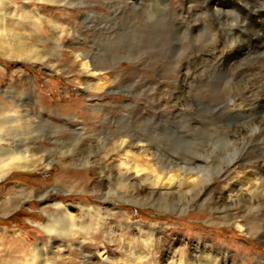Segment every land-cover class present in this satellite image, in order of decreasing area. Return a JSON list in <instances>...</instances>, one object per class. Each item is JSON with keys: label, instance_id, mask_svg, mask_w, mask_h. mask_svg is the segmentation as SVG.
Wrapping results in <instances>:
<instances>
[{"label": "rangeland", "instance_id": "rangeland-1", "mask_svg": "<svg viewBox=\"0 0 264 264\" xmlns=\"http://www.w3.org/2000/svg\"><path fill=\"white\" fill-rule=\"evenodd\" d=\"M149 1L153 0H135L134 4L132 0H15L18 9L12 10L15 18L10 21V35L0 42L2 49L4 42L11 45L8 55L0 52V109L13 105L12 99L22 104L25 118L16 119L15 126L22 124L23 129L17 134L22 132L23 137L34 127L36 131L26 135L30 140L16 136L39 159L44 155L45 163L37 159L34 169L13 170L0 181V264H26L32 246L39 243L46 246L50 264H80L84 257L85 264H140L139 257L148 252L153 261L142 264H168L176 262L172 257L181 250L189 257L199 247L215 257L213 264H264V231L250 236L222 218L247 215L264 224L263 202L238 198L240 201L231 205L226 193L229 185L240 177L244 179L256 159H264V135L250 132L251 125L258 124L264 113L256 109L249 116L224 114L229 109L243 110L245 101L254 100L252 89L257 93H264V89H257L251 82L238 87L239 91H230L232 81L227 74L207 71L197 75L198 81L209 80L207 85L179 86L177 72L182 64L199 54L207 37L213 38L207 30L190 36L171 26L169 38L161 46L153 38L147 49L143 44L129 48L134 41L124 33H130V26L137 23L132 13L141 14ZM196 1L186 5L184 0H159L161 6L144 24H173L185 6H193ZM253 7L239 2L225 10L233 13L229 21L242 24L239 34L245 27H259L261 18L254 12L259 9ZM34 12L43 19L39 26L31 19ZM196 13L203 18L201 10ZM224 35L219 38L226 39L225 43L233 38L231 33ZM263 35L264 31L260 33ZM18 47L29 51L20 52L22 48ZM115 48H120L119 53L113 51ZM82 53L89 56L86 70L76 58ZM218 102L222 108L218 109ZM121 117L125 122L118 121ZM145 118L165 119L166 130L134 127ZM121 125L124 129L133 125L132 135L144 133L150 137L147 133H151L152 138L157 137L159 150L168 153V163L188 168L189 157L206 161L211 184L208 193L199 200L200 189L184 190L185 194L170 198L174 202L167 205L154 194L147 203L146 195L140 194L138 198L144 201L140 205L117 195L109 197L111 202L104 201L109 188L116 192L114 181L107 187V178L117 172L118 154L112 138ZM184 126L199 132L191 129L192 135L183 139ZM227 133L238 134L242 140L234 135L230 141ZM20 138H14L15 144H20ZM60 151L66 153L60 155ZM106 155L112 159L107 160ZM50 160L53 163L47 167ZM86 160L92 164H85ZM232 161L245 164L239 163L229 177H223L222 171L229 169ZM77 174L84 178L73 184L68 177ZM58 203L76 216H80L82 207L101 209L104 225L95 217L91 233L73 234L64 241L56 238L54 244L39 225L46 222V212L61 213L55 209ZM151 224L159 227L152 229ZM79 246L84 249L79 251Z\"/></svg>", "mask_w": 264, "mask_h": 264}, {"label": "bare ground", "instance_id": "bare-ground-1", "mask_svg": "<svg viewBox=\"0 0 264 264\" xmlns=\"http://www.w3.org/2000/svg\"><path fill=\"white\" fill-rule=\"evenodd\" d=\"M134 1L135 0H132V3ZM184 1L186 5L192 3V0H184ZM239 2L245 3L247 6L248 5L254 6L253 8L259 9V11H254V12L259 18L262 19L259 20L258 26L260 28L257 27V25L252 26V28L250 26L245 27L244 31L247 32L244 35H243L244 31L242 32V34H239L238 31H240L239 29H241L242 24L239 23V25L237 26L238 23H236V20H234L233 22L229 21L230 20L229 15L233 13H231L232 11L225 12V10H229L230 8L233 9L235 5H239ZM159 6H161L159 0H153L152 3L151 1H149V5L147 7L141 8L143 10L141 14H138V11L136 10L135 11L137 14L134 12L132 13L134 14L133 18L137 19V23H135L133 26L132 25L130 26V33H126V34L124 33V35H130L129 36L130 40L132 39L134 41L133 45L128 46L129 48L131 49H133L134 47L140 48L143 44L144 49H147L151 46L150 43L153 41V38H157V43H160L161 46L162 42L168 40L169 30L171 26H176L178 28V32L180 33L186 31V34L190 36H193L198 32L200 33L201 31L202 33L200 34H203L204 33L203 30H207L209 31L208 33H210V35L213 36L214 39L212 38L209 40L207 37V40H205L204 42L202 41L203 43L201 45L199 54L197 55L194 54L193 57L187 59L182 64L181 69H179L177 72V79H180L179 86L182 87L192 86L194 83L195 85L196 84H203V86L207 85L209 83V80H203V78H201V80L203 81H198L199 77L197 78V75L203 73L204 71L205 72L207 71L214 74H221V73L227 74V76L232 81L231 85L228 84L230 86L229 87L230 91H239L238 87L240 88L243 84L251 83V82H253L255 87H257V89H264V35L263 38L260 36V33L264 31V0H197L195 5L185 6L183 14L180 15L181 17L179 19L176 16L177 20L173 21V24L161 23L160 25H158L161 27H159L160 28L159 33H156V30L159 29L157 28L158 26H153L148 23L144 24V22L146 21V18L148 20V18L150 17L152 18V16L155 15V12L156 10H158ZM224 6L226 8L222 10ZM15 8L18 9L15 0H0V42L4 40H8L7 37L10 35L9 33L11 31L10 21L13 20V18H15V12H12V10L14 9L15 11ZM200 10L202 11L201 14L203 15V18L200 17L201 16L200 14L196 13ZM31 19L34 20V23L35 25L37 24V26H39L40 24L39 22L43 20L38 12H34L33 15L31 16ZM174 19L175 18H173V20ZM227 24H229V26H227ZM261 28L263 30H261ZM36 32H38V30H36ZM230 33L233 35V38L230 37L231 41H229V43L227 42L225 43L226 39L225 41L221 39L223 38L221 35L225 34L224 36H226V34H230ZM219 35L221 36V38H219ZM4 44H6V46L3 47V49L0 47V52L8 55L7 53H9L11 45L7 42L6 43L4 42ZM18 48H22V47H18ZM19 51L25 53L29 50L27 48H22L19 49ZM113 51H115V53L117 54L119 53L120 48H115V50ZM76 58L80 60L81 66L84 70L88 69L89 67L88 61H86V59L89 58L88 55L82 53L80 55H76ZM91 62L93 64V65L91 64L93 68H96L93 59L91 60ZM229 78L226 79L225 81L229 80ZM254 78H257L258 80L254 81ZM256 91L252 89L251 93H253L254 97L253 96L252 97L254 98V100L250 102L245 101L243 110L235 111L228 108L229 110H226L224 114H229L232 116H238V115L249 116V113L252 114V112H254V110L256 109H261V111L259 112H262L263 114L264 93L261 92L257 93ZM12 100L14 101L13 105H10L7 109L6 108L0 109V181L5 180L6 177L9 176L13 170L34 169L37 166L36 163L37 159L38 161L45 163V160H43L44 155L42 156L41 159H39L38 157L39 155L36 156V154L31 153V149H29L28 146L21 145L22 143L21 138L24 137L23 139L26 141L28 139L27 134L29 135L33 134V132L36 131L35 129L36 127L24 132L27 136L25 134H22V136L25 135L26 137L20 136L22 132L20 133V135L17 134V132L22 129L21 128L22 124H19L16 127L15 126L16 119L18 118L22 119L25 118V116L21 115L22 113L21 109L23 107L22 104H19L14 99ZM217 107L218 109L222 108V103L218 102ZM224 114L222 113V115ZM146 118L143 121L139 120L140 122L139 121L135 122L134 127H141L144 130H147V128H152L153 131L155 132L157 130L158 132L160 131L163 132V130H166L165 119H158V120L156 119L155 121H153V120H148ZM120 119L121 122H125L124 117H121L119 118V120L118 119L117 120L120 122ZM26 122H28V120H26ZM255 124L253 123L251 125L252 130H250V132L251 133L253 132L256 135L260 133V136L262 137L264 135V114L261 116L260 122L258 124L257 123ZM132 126L124 129L121 125L117 135L112 138L113 139L112 141H114L115 143L114 146L116 147L115 153L118 154L117 158L118 157L119 158L118 160L116 158L117 164L115 166H117L116 167L117 172L113 174L115 175V177L112 174L108 175L107 187L109 188L110 186H112V183L114 181L115 182L114 184L116 186L115 187L116 190L115 189L114 190L116 192L115 193L112 192L111 188H109V192L105 193L106 197L104 196L105 197L104 201L111 202V199L109 197L113 195H117L122 199H126L127 202L129 203L140 205L139 202L142 203L144 202L141 201L142 200L141 198L140 199L138 198L141 197L140 194L146 195L144 196L146 197V199H144L146 203H147V198L148 200H151L149 199V196L150 195L153 196L152 194H154L162 199L161 200L162 205H167L169 203L171 204L174 202V199H172L171 201L170 198L172 197L174 198L177 194H181L184 190L189 191V190H195L197 188L200 189V190L197 189L199 192L198 193L199 200H201L203 196H205L208 193L211 184L209 183L210 175L208 174L209 169L207 168L208 165L206 161L201 160L197 156L194 158L189 157L191 163H190V167L188 168L185 166L168 163V161L166 160L168 158L167 157L168 153L166 151L159 150L158 146L160 142L156 140L157 137L153 136L152 138L151 133H147L151 135L150 137H147L148 136L147 134H146L147 136H145L144 133L141 136L132 135L131 130L134 129V127L131 128ZM201 127L200 129H203L204 126L202 128ZM257 127L259 129H257ZM188 128L186 129L185 127L186 130L183 129L186 131V134H184L182 137L183 139L190 137V134L192 133L191 129L193 131L195 130V133L199 132L198 130H196V128H190V129ZM229 132L233 134V131L229 130ZM16 134L19 135L21 138L16 136ZM234 135L237 136L238 134H234ZM234 135L229 136L227 133L228 137H226V139H229L231 141ZM16 137L20 138V144H18L19 142L15 144L14 138ZM238 138H240V136ZM236 140H233V142H235ZM263 142H264V138H263ZM47 149L48 148H46V150ZM65 153L66 152L64 151H60V155H64ZM106 158L107 160L108 159L110 160L112 159V156L106 155ZM231 158L232 157H230L229 159ZM196 159H199L198 162L200 163V165L199 163L197 165V163L195 162ZM259 160L256 159L254 164L251 166V170L248 171L247 174H245V177H243L244 179H241L240 177V179L237 180L236 183L234 182L235 184L229 185V188L226 190L227 201H229L228 204H231L232 201L233 202L236 200L240 201L241 198L242 199L244 198V200L249 201L251 203L256 201H258V203L259 202L264 203V159H261V161ZM85 162H86L85 164L87 165L91 163L89 160H86ZM52 163L53 160H50L48 161L46 166L50 167ZM176 163H178V161ZM239 163L240 162L234 163V161H232L230 163L229 169L227 170L222 169L223 170L221 173L222 176L226 178L229 177L231 173L230 170L235 169V166H237ZM241 164H245V163L241 162L240 165ZM226 171L228 172L226 173ZM61 177L56 179V183L59 180H61ZM83 178L84 177L82 175H78V174L68 177V179L71 180L73 184H76L77 181ZM137 186L141 187V191L138 192L136 191ZM261 194L263 195L261 196ZM154 197L155 196H153V198ZM11 199H15V197H11ZM225 205H227V203ZM254 206L251 207L249 206V207L252 208ZM55 207H57L55 208L56 211H60L61 213L56 214L57 213L56 212L55 214H52L46 212V216H47L46 222L39 225L42 231L49 236L50 238L49 240L54 242V244L57 241L56 238H59L61 239V241H64L70 239L73 234L80 235L82 232H85L87 234L91 233V231L93 230V222H95L94 221L95 217H98L99 219V220L97 219V222H102V224L104 225L105 218L102 217L101 209L82 207V213L80 214V216H76L73 213L69 212L62 203L56 204ZM222 218L227 221H232L235 227H237L243 232H246V234L250 236L255 235V233L258 234L259 232L264 231L263 222H259L256 218L248 217L247 215L238 216V215L230 214L227 216H223ZM150 226L152 227V229L159 227L157 224H151ZM153 232L154 233L152 234L155 235V230H153ZM154 235L151 236L154 237ZM151 242L153 243V238ZM147 246L151 247L148 242H147ZM78 249L80 251L81 249L84 248L80 249L79 246ZM190 255L192 256L190 257ZM190 255H189L190 258L186 257L184 255V252H182L181 250L176 257L175 255L174 257H172L173 259L176 258V262L170 261L168 262V264H213L215 259V257L214 259L211 258L208 252H206L202 247L197 248L193 252V254ZM27 260L28 261L26 264H50V260L47 257L46 246H44L43 244L41 245V243L37 245H33L31 248V253L28 256ZM139 260H140V264H142V262L148 263L153 261L149 252L144 256L139 257ZM85 263L86 260L84 257L80 261V264H85ZM224 263H226V261ZM64 264H68V263L64 262Z\"/></svg>", "mask_w": 264, "mask_h": 264}, {"label": "water", "instance_id": "water-1", "mask_svg": "<svg viewBox=\"0 0 264 264\" xmlns=\"http://www.w3.org/2000/svg\"><path fill=\"white\" fill-rule=\"evenodd\" d=\"M70 208H73V207L70 206Z\"/></svg>", "mask_w": 264, "mask_h": 264}]
</instances>
